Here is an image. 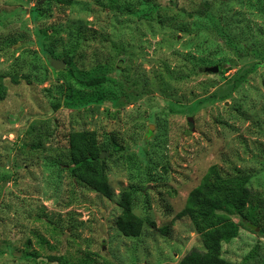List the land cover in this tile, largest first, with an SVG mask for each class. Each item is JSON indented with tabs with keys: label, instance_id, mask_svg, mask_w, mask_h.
<instances>
[{
	"label": "rangeland",
	"instance_id": "374dc122",
	"mask_svg": "<svg viewBox=\"0 0 264 264\" xmlns=\"http://www.w3.org/2000/svg\"><path fill=\"white\" fill-rule=\"evenodd\" d=\"M74 1L0 0V264H175L202 248L180 212L213 165L251 176L223 257L264 264V0ZM79 130L141 235L66 169Z\"/></svg>",
	"mask_w": 264,
	"mask_h": 264
},
{
	"label": "trees",
	"instance_id": "16d2710c",
	"mask_svg": "<svg viewBox=\"0 0 264 264\" xmlns=\"http://www.w3.org/2000/svg\"><path fill=\"white\" fill-rule=\"evenodd\" d=\"M71 5L74 0H51ZM175 1V0H174ZM67 62L71 58L65 57ZM5 75H0V101L6 98ZM264 85V80H263ZM189 114H193V110ZM144 142L141 143V146ZM119 145L116 148L119 149ZM69 157L66 169L72 177L86 184L121 208L117 225L126 236H139L144 220L133 212V190L124 188L119 194L111 187L106 175V164L101 159V146L95 132L79 130L68 135ZM142 149V147H141ZM145 155V153H144ZM251 176L234 174L211 166L201 182L193 188L186 199L181 215L190 218L201 236L202 248H193L183 254L175 264H237L222 255L224 243L239 235L238 219L249 220L252 210ZM236 218V219H234ZM253 253L248 258L252 257ZM49 260L59 264H74L62 255H49Z\"/></svg>",
	"mask_w": 264,
	"mask_h": 264
},
{
	"label": "water",
	"instance_id": "95a60500",
	"mask_svg": "<svg viewBox=\"0 0 264 264\" xmlns=\"http://www.w3.org/2000/svg\"><path fill=\"white\" fill-rule=\"evenodd\" d=\"M65 61L64 60H61V59H56V58H51V64L55 67V68H61L63 65H65ZM208 71L210 72H216L218 71V67H208L207 69ZM189 122H190V125H192V119L189 118ZM152 129V127H151ZM103 156V153H101V157Z\"/></svg>",
	"mask_w": 264,
	"mask_h": 264
}]
</instances>
